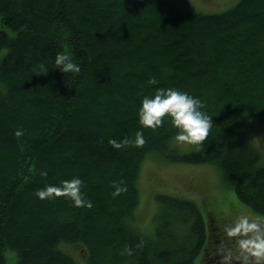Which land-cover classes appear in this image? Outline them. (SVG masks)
<instances>
[{"label": "trees", "instance_id": "16d2710c", "mask_svg": "<svg viewBox=\"0 0 264 264\" xmlns=\"http://www.w3.org/2000/svg\"><path fill=\"white\" fill-rule=\"evenodd\" d=\"M61 51L78 74L55 68ZM41 62L49 71L35 73ZM168 87L199 97L212 116L203 147L181 151L168 119L141 124L143 97ZM248 119L264 124V0L217 14L188 0H0V264H195L214 227L206 264H222L220 250L233 244L210 203L158 194L153 233L139 230L140 176L156 154L214 166L264 216V164L244 135ZM75 176L92 207L37 196Z\"/></svg>", "mask_w": 264, "mask_h": 264}, {"label": "clouds", "instance_id": "9594fccd", "mask_svg": "<svg viewBox=\"0 0 264 264\" xmlns=\"http://www.w3.org/2000/svg\"><path fill=\"white\" fill-rule=\"evenodd\" d=\"M55 68L63 73L78 74L81 66L67 51L58 52L55 56ZM49 69L41 62L35 73H45ZM150 84L158 83L156 77L149 79ZM203 101L187 91L174 87L158 88L154 95H145L139 109V120L146 127L155 129L162 125L165 119L177 129L172 140L178 145L203 147L212 127V116L203 109ZM17 136L22 135V130L17 129ZM137 143H143L141 132L137 133ZM116 147L121 144L115 139L111 140ZM47 170H42L41 175L47 176ZM83 181L79 176L65 179L62 186L47 184L37 192L41 199H50L57 196H70L75 206L92 207L91 200H86L81 193ZM120 191L119 188L116 189ZM230 214V209H226ZM225 232L232 240V247L222 248L220 251L222 264H264V216L251 217L240 212L225 225ZM130 255L131 248L125 249Z\"/></svg>", "mask_w": 264, "mask_h": 264}, {"label": "rangeland", "instance_id": "374dc122", "mask_svg": "<svg viewBox=\"0 0 264 264\" xmlns=\"http://www.w3.org/2000/svg\"><path fill=\"white\" fill-rule=\"evenodd\" d=\"M190 5L203 14H217L235 6L239 0H188ZM244 135L255 145L262 154L264 164V124L260 126L250 119L245 121ZM176 144V143H174ZM181 151L190 152L195 147L176 144ZM141 200L138 209V228L144 234H152L155 228L154 215L156 212V195L167 194L183 199L193 200L200 206L210 203L218 214L229 223L236 214L244 212L251 217L260 216L241 203L235 192L224 187L219 171L214 166H194L170 163L159 154L146 159L140 176ZM214 201V202H212ZM215 204V205H214ZM230 209V214H226ZM213 228V241L217 239L218 231ZM208 233L210 236L212 235ZM215 244H206L195 258V264H206ZM213 249V254H215ZM74 254L77 250L74 249ZM82 253V252H80ZM202 260L201 263L200 261ZM215 263V262H213Z\"/></svg>", "mask_w": 264, "mask_h": 264}]
</instances>
